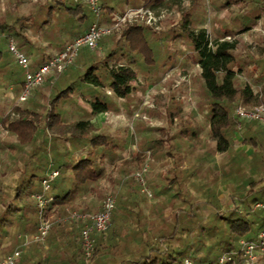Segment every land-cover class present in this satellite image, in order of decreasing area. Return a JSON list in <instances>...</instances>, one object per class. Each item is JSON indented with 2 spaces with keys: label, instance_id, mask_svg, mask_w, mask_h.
Wrapping results in <instances>:
<instances>
[{
  "label": "trees",
  "instance_id": "trees-1",
  "mask_svg": "<svg viewBox=\"0 0 264 264\" xmlns=\"http://www.w3.org/2000/svg\"><path fill=\"white\" fill-rule=\"evenodd\" d=\"M233 1L239 3L244 0ZM233 1L211 0L210 6L218 12ZM246 2L247 5L239 15L231 17L221 26L220 24L212 26L210 31L200 26L202 18L199 14L205 11L203 0H191L189 8L181 13L177 25L167 30L168 32L158 33L143 23L127 24L117 37L106 35L99 40L98 44H105L109 38L111 48L99 59L84 61L82 71L73 72L69 77L70 82L61 86L62 82L58 78L46 81L50 83H47L43 111L36 110V103L33 100L30 106L13 103L6 113L0 115V126L6 129L13 139L12 142L0 141V149H9L17 155L21 154L22 162L20 172L11 188V197L0 188V251L3 238L7 236L10 227L14 228L15 240L18 234L32 233L36 230L38 216L31 195L40 191V181L51 166L59 171L51 185L50 193L54 198L51 204H56L60 212L65 207L90 212L86 207L77 206L76 200L79 194L93 191L99 179L105 174L104 162L112 166L117 165L119 172L126 175L127 179L131 173H127L124 167L129 164L140 166L146 151L154 158L163 151L176 166L180 158L178 151L181 141L189 140L196 134L191 125L181 127L173 133L161 127L153 128L158 131L157 135H142L137 141V150L133 157L129 160H119L118 141L106 133L96 132L86 119L97 113L118 110L115 100H126L129 97L133 89L131 81L137 77L135 67L144 68L148 74L158 69L159 64H162L161 58L163 64L168 62L173 66L176 63L177 60L170 53L168 46L161 54L162 47L158 50L150 45L152 39H161L164 33H172L173 38L181 37L189 44L190 57L198 67L199 88L195 96L199 109L204 112V117L208 121V134L214 142L213 150L222 154L232 152L234 130L236 124L240 122L241 128H244L243 143L257 148L264 162V137L254 135L251 129V123H258L239 120L234 115L238 100L246 105L254 102L264 103V90L254 93L252 89V86H260L264 82V57H256L248 51H244L243 54L239 52L240 49L238 50L242 40L239 38L240 35L251 30L258 20L264 18V0ZM121 3L128 4L130 8L155 9L165 2L100 0L103 20L109 19L117 7L122 14L125 10L121 8ZM54 14L63 17L52 24L49 21ZM93 21L92 11L85 4L72 0H49L38 5L34 12L30 11L27 15L9 12L4 19H0V43L4 46V50L0 49V86L7 87L13 84L17 92L22 83L20 73L23 69L11 62L13 58L7 49L9 38H12L17 48L29 57L31 69L45 62L50 55L44 57L37 40H30L21 29L31 27L34 31L50 36L52 28L58 30L60 28L62 32L56 35L52 32L54 38L51 42L57 51H61L67 41H72L86 31ZM231 36L233 38L228 39ZM78 54L82 59L88 53ZM74 63L75 61L69 67L78 69ZM242 76L250 78L251 83L239 86L238 79ZM92 88L103 92L97 90L91 92ZM107 91H110V94H107ZM71 94L83 96L88 94L89 111L83 113L82 118L66 122L63 104L69 100ZM169 115H172L171 111ZM187 132L190 136L188 138L185 135ZM80 149H85V152L79 153ZM71 150L77 153L72 154ZM239 154L243 155V152H234L232 155ZM194 174L195 169L182 171L176 166L172 169L171 176H165L167 188L175 187L174 195L182 194V199L186 200L187 193L182 192V186ZM128 181L131 183L134 180L130 178ZM124 193L125 197H130L128 191ZM234 197L231 206L225 211L217 208L203 225L196 223V211L202 209V203L208 204L211 201L205 199L191 202L182 216L174 213L165 227L156 224L155 236H152V239L149 234L144 238L142 235L144 230L141 233L138 227L137 231L133 229L129 233L124 231L122 223L134 210L127 206L128 199L120 200L113 210L108 229L96 237L91 263L184 264V259L190 258L194 264H201L216 260L223 252H238L239 241L255 239L264 226V208L254 207L256 203L264 204V175L256 179L247 178L242 190H238ZM213 205L217 206V201H213ZM135 211L134 219L137 222L139 210ZM123 213H126L127 218ZM192 227L197 228L193 240L189 239L193 234H190ZM79 234V226L67 223L54 224L44 244L32 243L27 249L34 247V244L41 247L47 244L52 250L42 261L38 260L34 264L52 263L50 260L58 251L61 253L60 259L69 264H79L77 260L84 259ZM132 235H135L141 244L129 248L126 244L120 246L123 239ZM180 235L186 241L176 245L174 242L179 241ZM116 252L118 256L115 255ZM106 254L111 255L109 259L105 258ZM261 257H264V254ZM28 260H30L28 255L23 259L21 255L16 264H26Z\"/></svg>",
  "mask_w": 264,
  "mask_h": 264
},
{
  "label": "rangeland",
  "instance_id": "rangeland-1",
  "mask_svg": "<svg viewBox=\"0 0 264 264\" xmlns=\"http://www.w3.org/2000/svg\"><path fill=\"white\" fill-rule=\"evenodd\" d=\"M47 1L49 0H0V19H4L9 12L17 15H27L30 11L34 12L38 5ZM210 1L203 0L205 11L199 14L202 18L200 26L209 31L212 26L216 24H220L221 26L231 17L239 15L247 5L246 0L239 3H235L232 0L233 2L228 7L221 8L216 12L210 6ZM215 1L219 2L220 0ZM164 2L163 5L154 9L156 17L160 15L156 18L155 25L149 26L142 21L126 22L121 24L118 29L113 30L109 35L117 37L127 24L132 23H143L158 33L161 31L168 32L167 30H171L177 25L181 13L189 8L191 0H164ZM120 6L125 11L127 9H136L130 8L128 4L123 3ZM116 14H121L119 7L111 14L109 19L103 20L102 11L98 22L103 25H109L112 22L113 15ZM61 17L63 16L54 14L49 22L54 24L58 19H62ZM262 21H264V18L258 20L256 26L251 30L240 35L239 38L242 39L238 45L240 53L244 54V51H248L256 57H264V25H262L264 22ZM21 30L30 40L38 39L40 41L52 40L54 38L52 32L55 35L62 32L60 28L59 30L52 28V31H50L52 35L50 34L49 36L48 34L46 36L32 30L31 27ZM232 38L233 36L228 37L230 40ZM67 42L69 43L70 40ZM111 45V40L108 38L105 44H98L95 49L81 48L79 50L80 54H88L85 55V58L82 57V59H80L81 55L79 56L80 58L77 57L74 63L75 65L78 60L75 67L82 69L84 61L90 62L99 59L106 50L111 48ZM150 45L158 50L162 47L161 54L166 46H168L170 53L177 60L176 63L173 66H170L168 62L163 64V58H161L160 63L162 64H159L158 69L148 74L145 73L144 68L135 67L137 77L131 81L133 89L129 97L126 100H115L118 110L101 114V118L95 120L94 125L96 132L106 133L118 141L119 150L117 154L119 160H129L133 157L137 150V141L142 135H157L158 131L153 130V128L161 127L167 129L169 133H173L180 130L181 127L191 125L196 130V134L189 140L181 141L180 151H178L180 158L176 163L177 169L182 171L195 169V174L185 181L182 186V192L187 193L186 200L182 199V194L174 195L176 191L175 187L170 186L167 188L168 184L166 183L165 176H171L172 169L176 167L171 158L165 156L163 151L156 158L149 151H146V156L140 166L129 164L124 167L127 173H131L128 179L126 175L119 172L117 165L112 166V164L104 162V176L99 179L98 184L92 192L79 194L76 205L86 207L92 212L99 209L103 199L108 194H112L115 197L116 205L120 200L128 199L127 206L134 211L131 215H128V218L125 216L127 219L122 223V228L129 233L131 229L137 231L136 228L138 227L141 233L144 230L142 234L144 238L149 234L152 239V236H155L156 224L165 227L166 222L171 220L174 213L177 212L182 216L187 211L190 203L195 200L202 201L207 199L211 201L208 204L202 203V209L196 211V223H200V225L206 224L217 208L225 211L228 206H231L232 198L235 200V193L238 190H242L247 178L252 177L256 179L258 176L264 175V162H262L260 158L261 152L257 148L243 144L244 128H240L239 130L235 128L231 153L222 154L213 150L214 142L208 134V121L204 117V112L199 109L197 104L198 99L195 96V92L199 88L198 67L190 57L188 42L181 37L173 38L172 33H164L161 39H152ZM0 49L4 50L2 43H0ZM70 68L68 67L67 69ZM60 75L61 73L49 75L39 87L34 89L33 95L27 101L20 104L22 106H30L34 100L36 110L39 112L43 111L46 103L47 83L49 84L53 78H59ZM23 77L24 73L21 71L20 79L22 80ZM47 80L50 81L46 83ZM249 83H251L250 78L245 76L238 79L239 86ZM252 89L254 93L264 90V82L260 86H252ZM80 95L75 96L74 94L72 97L81 98ZM0 96L5 98L2 89ZM4 98L0 99V115L6 113L11 107V104ZM12 101H15L14 98ZM66 103L68 105L70 102ZM258 103L261 102L244 105L250 107ZM77 104L78 106L76 107L70 104V107L65 108L67 109L65 110L67 111L65 117L69 121L77 119L79 114L86 110L80 102H77ZM238 104L243 103L238 100ZM169 111H171L172 115H169ZM68 116L71 118H68ZM251 129L254 131V135L264 137V127L251 123ZM185 135L187 138L190 137L188 132ZM0 141L12 142L13 139L9 134H0ZM238 151H242L243 155H232ZM21 164V154L17 155L16 152L9 149H0V188L8 192L10 197L12 195L11 188L14 186V180L20 172ZM143 164H147V170L143 174L144 184L141 185L132 175ZM130 178L134 181L128 183ZM144 188L150 191L151 197L146 194ZM125 191L130 193V197H125ZM210 195L213 196L211 197ZM213 201H217L218 205H213ZM254 207L256 206L254 205ZM135 210H139V220L137 222L134 219ZM13 229V227L9 228L7 236L3 238V245L13 240ZM196 230V227H192L190 234H193L189 239H194ZM143 237L141 236L142 239ZM180 237L179 241L174 242L176 245L186 241L181 235ZM136 239L135 235L129 237L130 242ZM126 241L127 239H123L120 242V246L123 243H127ZM206 242L209 243L210 241ZM129 244L128 242L126 245L130 247L132 244ZM34 245V253L30 259L31 264H34L38 260L42 261L52 252L49 248L45 249L37 244ZM60 254V251L56 253L58 256ZM115 255L118 256V253L116 252ZM110 256V254H106L105 258L109 259ZM77 261L79 264H92L91 259L86 262L83 258H79ZM61 264L69 263L65 262ZM258 264H264V257L259 258Z\"/></svg>",
  "mask_w": 264,
  "mask_h": 264
},
{
  "label": "built area",
  "instance_id": "built-area-1",
  "mask_svg": "<svg viewBox=\"0 0 264 264\" xmlns=\"http://www.w3.org/2000/svg\"><path fill=\"white\" fill-rule=\"evenodd\" d=\"M72 1L85 4L92 11L94 21L86 31L67 43L63 50L51 53L45 62L40 63L35 68H30L29 57L17 48L14 40L8 39L7 49L13 57V62L20 66L24 73L16 103L20 104L27 101L33 95L34 89L39 87L49 75L65 71L73 64L81 48L95 49L102 37L111 34L121 24L142 21L153 26L156 18L160 16L156 17L154 9L151 7H139L127 9L122 14L113 15L111 24L103 25L98 22L102 13L100 0ZM107 93L110 94V91ZM234 115L239 120L256 121L264 127V103L250 107L238 104L234 109ZM240 128L241 123L238 122L236 130ZM0 134H8V131L0 126ZM146 170L147 164H143L132 175L141 185L144 184L143 174ZM58 174V169L52 166L45 172L40 181V191L31 195L37 209L38 226L32 233L18 234L11 250L0 256V264H16L25 247L31 243L44 244L51 227L59 223L74 224L80 227L79 243L82 255L86 262L92 258L96 237L109 227L111 215L116 206L115 197L112 194L106 195L99 209L93 212L77 211L68 207L60 212L56 204H51L54 198L50 193L51 185ZM144 190L151 197L150 191L146 188ZM255 206L264 208V204L261 203H256ZM262 254H264V226L261 227L255 239H241L238 252H223L216 260L201 264H258ZM183 263L194 264L190 258H185Z\"/></svg>",
  "mask_w": 264,
  "mask_h": 264
},
{
  "label": "crops",
  "instance_id": "crops-1",
  "mask_svg": "<svg viewBox=\"0 0 264 264\" xmlns=\"http://www.w3.org/2000/svg\"><path fill=\"white\" fill-rule=\"evenodd\" d=\"M39 32V31H38ZM32 35H36V34H32ZM35 40V39H34ZM37 42L40 44V46L42 47V52H43V56L45 57V56H47V55H49V54H51V53H53V52H55V51H57V49H56V47H55V45L53 44V42H51V40H49V39H47V40H45V41H40V40H38L37 39ZM38 57V56H37ZM77 57H79V54L77 55ZM81 59V58H80ZM78 61V60H77ZM77 61H76V64H77ZM13 62V61H12ZM14 63V62H13ZM76 71H82V69H74V68H70V69H66L63 73H61V75L59 76V78H58V80L60 81V82H62V84H61V86H64L66 83H68V82H70L71 80L69 79V77H71L72 76V74H73V72H76ZM23 80V79H22ZM1 89L3 90V93H4V96H5V98L4 97H2V96H0V99H2V98H4L9 104H13V103H16V97H17V94H18V92H19V90H20V88H19V90H17V92L15 91V88H14V86H13V84H9L7 87H2V86H0V91H1ZM97 89H94V88H92L90 91L91 92H94V91H96ZM97 91H99V92H103V90H97ZM108 94V93H107ZM8 96H10V98H8ZM72 96H74V94H71L70 95V98H69V100H67L66 102H70L68 105H67V103L65 102L64 104H63V109H64V115H66L67 114V111H65V110H67V109H65V108H68V107H70V104H71V106L72 105H75V106H73V107H76V106H78V104H77V102H80V104L81 105H84V107L86 108V110L85 111H83V112H81L80 114H79V117L78 118H82V117H84V116H82L83 115V113H85V112H87V111H89V96H88V94H85L84 96L82 95H80V97L81 98H78V97H72ZM75 96H78V95H75ZM14 98V100L15 101H12V99ZM21 105V104H20ZM22 106V105H21ZM79 113V112H78ZM103 113H106V112H101V113H97V114H94V115H92V116H90L89 118H86V119H88L89 121H90V123L93 125V127L94 128H96L95 127V120H99L100 118H101V114H103ZM75 114V113H74ZM68 118H71L70 116H68ZM77 118V119H78ZM74 120H76V119H74ZM74 120H72V121H74ZM65 121L66 122H71V121H69L68 119H67V117H66V119H65ZM243 140V139H242ZM244 144V143H243ZM78 152L80 153V152H85V149H80V150H78ZM71 153L72 154H75V153H77V151H73V150H71ZM94 211H96V210H94ZM123 216L125 217L126 216V213H123ZM133 238V237H132ZM125 240V239H124ZM138 241V242H137ZM14 242H15V238H13V240L10 242V243H4V245H3V243H2V250L0 251V256H2V255H5L6 253H8L10 250H11V248L13 247V244H14ZM127 243L129 242L130 244H132V245H130V247H134L135 245H138V244H141V241L140 240H138V239H136V240H133L132 242H130V240H129V238H127V241H126ZM127 243H125V244H127ZM135 244V245H134ZM123 245H124V243H123ZM122 245V246H123ZM45 249H50L51 250V248L49 247V245H47L46 244V246L44 247ZM128 248H129V246H128ZM34 253V250H33V247H30V248H28L27 249V247L23 250V252H22V259H23V257H25L26 255H28L29 257H30V259H31V257H32V254ZM47 257V256H46ZM53 259L52 260H50V262L52 261V263H50V264H53L54 262L55 263H58V264H61V263H65L66 261L65 260H62V259H60V256H58V255H54L53 257H52ZM51 259V258H50ZM54 261V262H53ZM26 264H31V261L30 260H28L27 262H26Z\"/></svg>",
  "mask_w": 264,
  "mask_h": 264
}]
</instances>
